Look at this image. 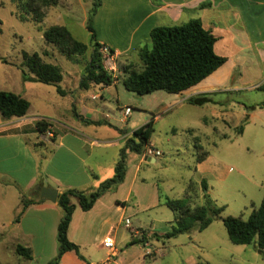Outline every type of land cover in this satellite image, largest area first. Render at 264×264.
<instances>
[{
    "label": "rangeland",
    "instance_id": "1",
    "mask_svg": "<svg viewBox=\"0 0 264 264\" xmlns=\"http://www.w3.org/2000/svg\"><path fill=\"white\" fill-rule=\"evenodd\" d=\"M92 8V0H60L58 6L46 10L43 23H23L16 17L22 14L16 4L11 0H0V20L3 23L0 32V58L10 64L6 67L0 61V91L21 95L28 100L31 105L28 117L43 118L41 120L61 130L64 125L71 126L78 122L75 111L79 113V110L74 106L77 101L75 94L79 91L78 78L85 74L93 46L88 47L86 53L78 56L75 62H71L55 45L47 43L43 33L54 26H66L78 42L90 46L92 40L87 30V19ZM46 51L49 56H44ZM215 51L219 56L228 57L230 63L237 61V50L218 47ZM25 53H37L45 63L61 67L63 81L58 85L33 81L35 76L24 64ZM139 62V59L133 60V64L129 65L141 71L142 63ZM103 64L118 81L117 87L111 88L104 95L106 97L112 94L111 99L99 98L93 101L90 98L91 93L84 92V95L91 106H104V115L110 116V123L120 126L115 119L122 117L121 110L127 105L133 111L129 119L132 129L143 127L152 115H161L159 122L153 126L152 141L162 150L163 156L155 167L143 165L140 176L154 181L162 198L177 201L190 196L189 204L195 208L205 205L204 197L208 194L218 207H224L222 218L234 217L243 220H247L251 213L260 207L264 197V106H261L264 104V74L261 73L260 67L248 71V64L236 66L233 78L227 87L222 89L224 93L217 94L214 98L219 102V113L223 115L222 118H216L211 106L202 109L187 104L181 108L173 106L169 112H163L166 106L174 102L173 94L160 91L138 96L127 91L123 85L126 75L122 70L128 64L116 65L115 61L112 63L108 60ZM112 67L114 70L111 71ZM231 67L232 65H229V68ZM98 93L95 92V95ZM248 115L249 122L246 123ZM241 125L244 127V133L238 135L237 129ZM99 133L108 138L113 136L115 129L107 125L103 126ZM50 138L54 139V136ZM197 145L214 157L215 167L212 174L206 176L205 191L200 186L199 176L195 172V163L201 154L197 153ZM114 155L116 152L109 153L107 160L110 163ZM134 160L139 161V156L135 153L127 157V166L130 169ZM110 165L107 163L105 168L103 163L98 168L104 178L103 182L110 180L115 174V169ZM11 193L9 198L0 200V264H28L16 254L17 246L29 248L31 239L15 223L14 205L19 203L20 194L16 188H13ZM24 195L20 199L21 202L37 198L30 193ZM2 196L0 191V199ZM172 214L170 209L162 205L151 213L143 214V221L133 219L127 228L124 224L116 237V248L121 261L138 259L137 263L142 264L141 256L145 251L143 244L130 243L135 238L139 241L145 238L146 241V233L154 228L166 231L169 226L163 223L166 221L152 219L165 218ZM35 222L27 223V231L45 235V228ZM157 223L158 225H155ZM189 235H193V241L188 238ZM155 244L160 252L146 260V264H173V259L176 263L184 264L189 254L194 255L197 264H264V257L257 252L256 244L234 245L219 218L203 232L194 230L191 234H183L170 240L164 239ZM178 245H182V248L175 247ZM198 248L200 253L196 251ZM37 263H40V259H37Z\"/></svg>",
    "mask_w": 264,
    "mask_h": 264
},
{
    "label": "crops",
    "instance_id": "2",
    "mask_svg": "<svg viewBox=\"0 0 264 264\" xmlns=\"http://www.w3.org/2000/svg\"><path fill=\"white\" fill-rule=\"evenodd\" d=\"M101 2L102 6L94 18L93 26L98 42L113 51V61L116 65L133 64V60L138 59L140 61L138 52L142 47L151 45V32L156 27L181 26L194 19H200L204 28L210 30L217 38L216 50L218 47L237 50L235 63H230L231 60L226 57V64L214 74L197 86L174 95V102L166 106L163 112H169L173 106L181 108L189 104L188 101L192 98L209 95L214 103L194 107L208 109L211 106L213 115L222 118L223 115L217 109L219 102L214 98L217 94L224 93L222 89L226 88L233 78L236 66L248 64V71L260 67L261 73L264 74V0H101ZM2 25L3 23L0 26L1 31ZM67 30L69 31L68 28ZM91 46L92 43L88 47ZM229 65L232 67L229 68ZM4 66L9 67L10 64ZM110 70H114V67ZM82 77L83 75L78 81L81 82ZM80 82L79 91L75 94L77 101L74 103L76 110H79L78 115L84 120L103 121L105 124L93 125L78 120L71 126L64 125L62 130L52 125L48 132L42 134L38 131L36 123L43 118L28 117L29 111L24 118H13L8 121L2 120L0 116V191L3 193L0 200L9 198L13 188L18 189L20 196L19 203L14 205L16 213L14 220L23 208L21 192L30 193L36 187L40 172L44 175V188L56 189L59 195L70 190L88 194L96 191L104 180L98 168L103 163L106 168L109 163L110 167L115 169L121 150L132 137V133L140 128L132 129L129 126L133 111L129 117L124 116L125 109L130 106L123 107L122 117L115 119L120 124L117 127L110 123L109 115H104V106H91L84 95V92L91 93L90 98L93 101L99 98L111 99L112 94L106 97L104 95L111 88H116L118 81L110 87L92 85L88 90L81 89ZM95 92L99 93L95 95ZM160 116L158 115L154 125L159 122ZM107 125L115 129L113 136L108 138L99 133L101 128ZM54 135L56 137L51 139L50 137L53 138ZM150 146L160 151L163 156L162 150L156 146L152 138ZM202 150L205 152L203 148ZM111 151L116 152V155L110 163L107 159ZM126 154L128 157L133 153L127 151ZM159 158L145 160L143 155L139 156L138 162L137 160L132 162L131 169L127 166L125 179L117 190L105 193L88 212L81 209L78 199L71 198L75 212L68 230V239L80 247V253L85 261L76 252H67L61 258L60 264H138V259L121 261L116 248V237L124 224L127 228L133 219L143 221L141 217L143 214L165 206L166 197L162 198L158 185L140 176L143 165L155 167ZM162 164L166 165L165 162ZM213 165L214 157L209 153L202 162L197 163L196 160L195 172L199 176L200 186L202 181H206V176L212 174L215 167ZM187 198L191 201L190 196ZM190 207L194 208L191 205ZM155 216L158 217L157 214ZM62 217L63 211L58 204L48 200L26 209L16 225L31 239L29 248L32 251V260L27 261L28 264H48L57 256V231ZM157 217L152 221H166L163 223L169 226L164 232L154 228L146 233L147 240L143 244L145 251L141 256L142 264H146V260L159 254L155 243L163 241L164 236L171 232L174 225V213L165 218ZM29 221H36V225L43 226L47 233L43 235L27 231ZM108 238L113 239L116 248L115 257L111 260L110 250L103 245ZM188 238L194 240L193 235H189ZM135 240L139 241L137 238ZM175 247L182 248V245ZM196 251L201 252L199 248ZM37 259H40V263H37ZM172 262L179 264L175 259ZM197 263L193 254H189L184 262Z\"/></svg>",
    "mask_w": 264,
    "mask_h": 264
},
{
    "label": "trees",
    "instance_id": "3",
    "mask_svg": "<svg viewBox=\"0 0 264 264\" xmlns=\"http://www.w3.org/2000/svg\"><path fill=\"white\" fill-rule=\"evenodd\" d=\"M11 1L22 12V14L16 16L21 22L32 21L36 24L43 23L46 17V10L58 6L60 2V0ZM92 1L93 8L89 13L87 30L91 34L93 53L80 82V88L83 90H88L92 85L110 87L117 82V79L112 73L107 71L103 64L104 60L101 50L104 45L98 42L97 33L93 26L94 18L101 8L102 2L101 0ZM1 24L0 21V26ZM43 36L47 43L55 45L60 53L65 55L71 62H75L77 57L84 55L88 49L87 45L75 40L67 28L62 26L49 28L44 31ZM216 43L217 38L210 30L204 28L200 19H194L176 27H156L151 32V45L142 47L138 52L142 63L141 71L133 69L131 65L124 67L122 72L126 75V78L123 80V85L127 91L138 96H146L160 91L173 95L181 94L197 86L226 64L227 58L216 54ZM110 54H113L112 50H110ZM44 56H49V53L47 51L44 52ZM24 60L28 71L35 76L33 81L46 85H58L62 82V69L57 65L45 63L39 54L30 55L25 53ZM0 61L8 64V61L3 58H0ZM23 76L26 77L27 75L23 72ZM188 103L193 106H204L214 102L209 95H204L192 98ZM30 106V103L21 96L11 92L0 91V116L2 120L24 118L30 110ZM261 106H264V104ZM75 117L87 124H105L103 121L92 122L84 120L76 111ZM153 117L154 115L143 127L132 133V137L121 150L113 178L103 182L96 191L89 194L70 190L59 195L57 204L63 211V217L57 231V256L48 264H60L61 258L67 252H76L85 261V258L80 253V247L68 239V230L75 212V206L71 203V198L78 199L81 209L84 212H88L93 209L97 200L105 193L116 191L126 176V152L130 151L140 156L150 146L154 133ZM245 122H249V115L246 117ZM36 126L38 131L44 134L49 131L52 124L40 120L36 123ZM121 132L124 133V131ZM243 133L244 127L241 125L237 129V134L243 135ZM55 137L56 135H54ZM196 148L198 153L201 152L199 158H197V163H199L207 157V153L203 152L200 145H197ZM43 180L44 175L40 172L38 184L30 192L37 198L29 201L22 200L23 208L15 219V223L20 222L21 217L29 206L43 201L40 198L41 190L44 188ZM201 186L203 191L207 190L205 181H202ZM21 195L22 197L25 196L23 192H21ZM204 198L206 200L205 205L195 208L190 207L188 198L177 201L169 198L164 199L165 206L175 215L172 230L164 236V239L177 238L194 230L203 232L212 225L214 220L219 218L222 220L229 239L234 245L244 246L255 243L257 252L264 257V197L260 207L255 209L247 220L234 217L222 218L221 214L224 212V207H218L208 194ZM155 237L157 236L155 235ZM138 243L144 244L145 238L140 241L134 240L130 244L135 245ZM16 254L26 261L32 260L30 248L19 245L16 248Z\"/></svg>",
    "mask_w": 264,
    "mask_h": 264
},
{
    "label": "built area",
    "instance_id": "4",
    "mask_svg": "<svg viewBox=\"0 0 264 264\" xmlns=\"http://www.w3.org/2000/svg\"><path fill=\"white\" fill-rule=\"evenodd\" d=\"M101 53H102L104 61L108 60V61L113 63V56L110 54V49L109 48L104 46V48L101 50ZM94 99H97V97H94ZM131 113H132V108L131 107H127L125 109L124 116L125 117H129ZM157 117L158 116L154 115V117H153L154 121L157 119ZM161 156H162V153L160 151H158L157 149H155L154 147H152V146L147 147L146 150L143 153V158L145 160H150L152 158H159ZM137 235H139V233ZM103 245H104V247L106 249L110 250V252H111L110 260H111L113 257H115V255H114V253L116 251L115 242L113 241V239L108 238V239H106L104 241Z\"/></svg>",
    "mask_w": 264,
    "mask_h": 264
},
{
    "label": "water",
    "instance_id": "5",
    "mask_svg": "<svg viewBox=\"0 0 264 264\" xmlns=\"http://www.w3.org/2000/svg\"><path fill=\"white\" fill-rule=\"evenodd\" d=\"M59 197V192L53 188H43L40 193V198L43 200H48L52 203H57Z\"/></svg>",
    "mask_w": 264,
    "mask_h": 264
}]
</instances>
